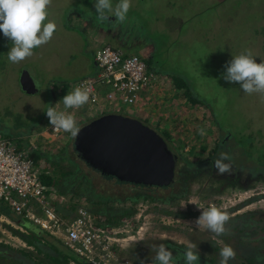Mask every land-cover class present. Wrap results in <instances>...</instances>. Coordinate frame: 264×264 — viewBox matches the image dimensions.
Instances as JSON below:
<instances>
[{
	"label": "rangeland",
	"instance_id": "obj_1",
	"mask_svg": "<svg viewBox=\"0 0 264 264\" xmlns=\"http://www.w3.org/2000/svg\"><path fill=\"white\" fill-rule=\"evenodd\" d=\"M112 2L115 5L118 0ZM94 3L52 0L48 20L55 22L57 29L50 42L15 64L8 60L11 41L8 49L0 50L4 54H0V135L23 141L22 149L41 165L44 184L57 190L56 177L60 179L62 170L75 165V154L71 134L52 130L46 115L48 107L65 110L62 98L83 73L94 68L91 52L96 49L111 45L141 55L155 72V79L138 102L114 104L113 98L112 104L101 108L97 104L90 110L85 104L65 112L74 116L79 127L100 116L95 109H111L112 114L139 120L156 132L165 131L182 164H188L187 169L180 180L175 175L172 187H149L151 194L167 196L161 200L144 196L130 200L126 196L132 194L131 188L136 194L146 188L112 187L96 177L94 185L102 187L103 192L111 190V195L126 198L71 200V187L55 200L60 216L69 219L75 215V209L69 210L68 205H85L103 226L104 213L109 217V212L115 214L121 205L128 206L124 215L114 217L113 225H105L114 227L123 239L119 254L134 264H156L151 246L160 243L173 253L176 264H185L183 254L190 243H196L199 258L215 257L218 264L225 245L235 250L236 264H264V258L256 253L258 250L264 254V165L255 170L252 158L239 155L233 138L240 141L239 134L261 132L256 143L264 144V97L248 95L238 83L223 78L227 63L246 49L251 50L257 63L264 62V38L257 36L264 33V0H131L126 21L118 25L106 22V26L97 21ZM114 20L109 17V21ZM25 72L39 87L32 91L35 93L22 89L19 77ZM177 76L187 82L188 94L199 103L191 102L183 90L174 86L172 79ZM108 92L104 89V94ZM16 121H21L23 127L15 128ZM222 151L231 156V174L218 175L213 166ZM119 189L121 193L116 192ZM171 191L175 193L168 197ZM212 205L229 214L227 235L217 237L196 226L202 211L198 207ZM68 211L70 217L65 215ZM238 216L244 220L234 221ZM247 220H261L263 224L256 226ZM17 231L26 233L0 213V243L33 251ZM0 264L10 262L0 260Z\"/></svg>",
	"mask_w": 264,
	"mask_h": 264
},
{
	"label": "built area",
	"instance_id": "obj_2",
	"mask_svg": "<svg viewBox=\"0 0 264 264\" xmlns=\"http://www.w3.org/2000/svg\"><path fill=\"white\" fill-rule=\"evenodd\" d=\"M93 59L95 72L75 84V87L91 89L87 103L90 109L97 104L99 108L112 104L113 98H116L114 104L122 101L134 105L155 79V72L144 57L111 45L96 49ZM104 89L109 92L104 94ZM52 130L58 131L53 126ZM40 166L29 151L16 149L13 142L0 135V203L60 239L87 264H134L119 254L123 239L117 236L114 227L97 223L85 205L78 204L75 215L69 219L60 216L55 205L59 192L44 184Z\"/></svg>",
	"mask_w": 264,
	"mask_h": 264
},
{
	"label": "clouds",
	"instance_id": "obj_3",
	"mask_svg": "<svg viewBox=\"0 0 264 264\" xmlns=\"http://www.w3.org/2000/svg\"><path fill=\"white\" fill-rule=\"evenodd\" d=\"M51 3L52 0H0V32L11 41L12 47L8 51V60L11 63L24 61L33 55V49L51 41L57 29L55 22L48 20V8ZM131 7V0H118L115 5L112 0H95L94 3L98 22L117 25L126 21ZM109 17H115V20L109 21ZM45 21L48 22L45 23ZM223 78L229 83H238L243 92L248 95L257 93L264 97V62L257 63L251 50L246 49L241 54L234 56L227 63ZM76 82L73 84L72 91L62 98L66 111L80 109L89 102L91 89L75 87ZM65 110L57 111L54 107L49 106L46 111L49 124L57 130L70 133L71 137L75 139L82 126L79 127L74 116L67 114ZM111 112L113 111H104L102 115ZM201 134L203 135V130H201ZM230 161L231 156L228 153L222 151L219 154L213 162L218 175L232 173L233 165ZM198 208L202 211L195 221L197 227L217 237L228 234L226 224L230 216L226 211L215 205ZM151 248L155 251L154 261L156 264H176L173 253L168 250L165 244H154ZM183 255L185 264H199V251L196 243H190L188 250ZM219 256V264H229L230 260L235 259L236 252L230 245H225L220 250Z\"/></svg>",
	"mask_w": 264,
	"mask_h": 264
},
{
	"label": "trees",
	"instance_id": "obj_4",
	"mask_svg": "<svg viewBox=\"0 0 264 264\" xmlns=\"http://www.w3.org/2000/svg\"><path fill=\"white\" fill-rule=\"evenodd\" d=\"M106 26V22L104 23ZM257 32V31H256ZM258 37H263L264 38V33H257ZM10 45V40L6 37H4L3 33L0 32V50H5L6 48L8 49ZM242 52V51H240ZM2 56L4 55L2 52H0ZM149 66V62H147ZM150 67V66H149ZM174 77V76H173ZM174 86L178 90H183V94L187 96L191 102L193 103H199V100H197L195 97H191L189 93V86L187 82L181 78V76H177L174 79H172ZM39 89V87H37ZM35 122V120H32ZM22 126L21 121H16L15 122V128H20ZM256 132V131H255ZM160 133V136L164 139V141L168 144V146L172 149V151L175 153V148L170 144L171 141L169 139V135L167 132H156ZM237 137V136H236ZM261 137V132H250L247 134H239L237 138L241 139L236 140V138L233 136L235 143V148L239 155L242 157H250L253 159L255 165L254 169L257 170L260 168V166L264 165V144H258L256 143V138ZM9 139V137H8ZM11 142L14 143V146L16 149L23 150L22 149V142L23 141H18L15 142L13 138L9 139ZM217 147L213 148V151L215 152ZM72 152L75 154V158L73 160L74 166L71 167L70 170L68 171H61L60 173V179L56 177V183L55 186H57V190L59 192V195L61 193H66L71 187H74L72 191L71 200H74L75 198H83L85 201H93L94 199L98 200H106L109 198H113L115 200L123 201L124 198L128 197L130 200H135L137 196H144V198H152V199H166V195H163L164 197H158L156 194H151L147 190L143 192L138 191L137 194L134 191V188H131V193L127 195L126 197H121L119 195H111L109 192L110 191H102V187L95 186L94 181L96 177L101 178L104 181V185H110L112 187L114 186H123V185H131L130 183H125V182H120L116 178L108 175H102L100 171L94 170L89 165H86L84 161L80 159V157H77L76 155V150H72ZM176 155V160H177V167L175 173L178 174L180 180V175L183 176V173L187 167L185 164L183 165L181 162V159L178 157V154L175 153ZM32 156V155H31ZM33 157V156H32ZM34 158V157H33ZM236 158V157H232ZM70 159V158H68ZM35 160V159H34ZM55 161V160H54ZM188 163V162H186ZM192 166H194L191 163ZM200 168V165L198 166ZM75 168V170H73ZM111 187V188H112ZM166 189V187L162 188ZM122 192L121 189L116 190V192ZM114 192V191H113ZM175 192L171 191L168 195V197L173 196ZM135 195V197H134ZM166 196V197H165ZM128 206H122L120 208H116V211L114 212L115 214H111L109 212V217H107L106 213L104 215L106 218L104 219V225H113L115 223V218L114 217H120L121 215H124L125 212L128 211ZM76 208V207H75ZM74 205H68L69 210L75 209ZM10 209H7L4 206H0V213L7 216L9 219L15 221L17 225H19L22 229L26 231V233H19V237L28 245V247L33 248V251L30 250H25V249H15L14 247L0 243V260H8L10 264H87L83 259L80 257H77L74 255L69 249H67L60 241L55 239L52 235L49 233L43 231L38 227L37 225L32 224L31 222L27 221L26 219H23L22 217H12ZM57 212L60 214L61 211L56 207ZM95 211V210H94ZM96 212V211H95ZM103 213V212H102ZM62 214V213H61ZM66 216L70 217L71 213L68 211V213L65 214ZM17 216V215H16ZM237 219L234 221H240L244 220L240 216L236 217ZM249 220V219H248ZM247 220V221H248ZM248 222H253L256 223L254 225L257 226V224H263L261 220L255 221V220H250ZM253 238V237H252ZM247 242H251L250 238H245ZM183 248V246H182ZM186 251L188 248L185 249ZM256 253L258 256L261 258H264V254L262 252H258L256 250ZM209 262H206V261ZM204 259V258H199V264H218L216 258H210V259ZM215 262V263H214ZM229 264H236L234 259L229 261Z\"/></svg>",
	"mask_w": 264,
	"mask_h": 264
},
{
	"label": "water",
	"instance_id": "obj_5",
	"mask_svg": "<svg viewBox=\"0 0 264 264\" xmlns=\"http://www.w3.org/2000/svg\"><path fill=\"white\" fill-rule=\"evenodd\" d=\"M74 147L92 169L120 182L157 186L174 179L176 155L156 131L130 117L110 113L93 119L80 128Z\"/></svg>",
	"mask_w": 264,
	"mask_h": 264
},
{
	"label": "flooded vegetation",
	"instance_id": "obj_6",
	"mask_svg": "<svg viewBox=\"0 0 264 264\" xmlns=\"http://www.w3.org/2000/svg\"><path fill=\"white\" fill-rule=\"evenodd\" d=\"M22 75H23V77H22ZM23 80V86H27L28 88H26V93H31L32 91H35L36 90V88H37V86L35 85V83L33 82V80L31 79V77L28 75V73L27 72H25V73H23V74H21V77H19V82H21ZM21 88V87H20ZM23 89V88H22ZM23 91V90H22ZM25 92V91H24ZM166 143V142H165ZM167 144V143H166ZM168 145V144H167ZM72 147H73V149L74 150H76L75 149V147H74V139H73V143H72ZM169 147V146H168ZM170 148V147H169ZM171 149V148H170ZM171 151H172V149H171ZM173 152V151H172ZM174 153V152H173ZM76 154H77V151H76ZM175 154V153H174ZM77 157H80L78 154L76 155ZM81 159V158H80ZM82 160V159H81ZM82 161H84V160H82ZM84 163H85V161H84ZM87 165V164H86ZM90 167V166H89ZM175 171H176V169H175ZM175 175H176V173L174 174V179H173V181L170 183V184H168V185H154L155 187H167V188H169V187H172L173 185H174V183H175V181L177 180L176 179V177H175ZM131 185H134V187H138V188H142V189H144V188H148V187H154V186H143V185H138V184H132V183H130Z\"/></svg>",
	"mask_w": 264,
	"mask_h": 264
},
{
	"label": "crops",
	"instance_id": "obj_7",
	"mask_svg": "<svg viewBox=\"0 0 264 264\" xmlns=\"http://www.w3.org/2000/svg\"><path fill=\"white\" fill-rule=\"evenodd\" d=\"M100 25H101V24H100ZM96 48H97V47H96ZM86 49L88 50V45H86ZM135 49H141V47H140V48H136V47H135ZM135 49H131V51H133V50H135ZM93 51H94V49H93ZM125 52H126V51H125ZM93 53H94V52H91L92 59H93ZM138 54H139V53H138ZM92 64H93V67H94V68H93L91 71H89V72H85V73H83V74L80 76L81 78H84V77L90 76V75H92V74L95 72V69H96V68H95V65H94V61H92ZM81 78H79V79H81ZM79 79H78V80H79ZM78 80H77V81H78ZM37 87H38V86H37ZM36 90H39V89L36 88ZM36 90H35V91H36ZM32 93H35V92H32ZM93 112H94V111H93ZM102 113H104V112H101V111H98V110H97V115H102ZM92 114H96V112H94V113H92ZM32 122H33V121H32Z\"/></svg>",
	"mask_w": 264,
	"mask_h": 264
}]
</instances>
